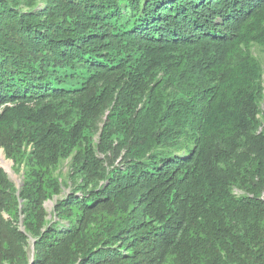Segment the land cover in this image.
<instances>
[{"label": "trees", "instance_id": "obj_1", "mask_svg": "<svg viewBox=\"0 0 264 264\" xmlns=\"http://www.w3.org/2000/svg\"><path fill=\"white\" fill-rule=\"evenodd\" d=\"M255 47L264 0H0V264H264Z\"/></svg>", "mask_w": 264, "mask_h": 264}, {"label": "rangeland", "instance_id": "obj_2", "mask_svg": "<svg viewBox=\"0 0 264 264\" xmlns=\"http://www.w3.org/2000/svg\"><path fill=\"white\" fill-rule=\"evenodd\" d=\"M21 7L24 10H27L29 8L26 5H22ZM254 53L262 61L264 60V53L259 47L254 48ZM105 119H106V116L103 117V120ZM103 124H104V121L99 124V130L100 128H102ZM99 130H96L95 128L90 129L88 134L93 142H98L99 134H100ZM30 150H31V146H22L21 150L16 151L15 155L17 159L15 160L13 158H10L7 155V152L4 147H0V155L3 153L5 157L7 158V160L11 162L9 167L3 165L2 163H0V167L7 173L10 181L13 182L17 195L23 187L25 169H26L25 161L23 160L22 162L21 160L25 158V156L27 155V153L30 152ZM23 153H24V156H23ZM180 153H183V151H181ZM99 155L102 156L101 154ZM71 164H72V155L68 158L62 159L60 163L54 166L51 170L53 176L58 177L62 183V192L60 194H54L51 198H48L45 201V207L48 212V219L51 221L56 220L55 206L57 204V201L61 198L66 197L72 190V185H71L72 180L70 178ZM67 182L70 184V186L68 187L64 184ZM235 193L239 195L240 191L236 189ZM4 214L6 218H9V215L6 212ZM33 246H34V240L30 239L29 244L26 247V251H27L29 258H32Z\"/></svg>", "mask_w": 264, "mask_h": 264}, {"label": "bare ground", "instance_id": "obj_3", "mask_svg": "<svg viewBox=\"0 0 264 264\" xmlns=\"http://www.w3.org/2000/svg\"><path fill=\"white\" fill-rule=\"evenodd\" d=\"M0 163H2L3 165L9 167L11 162L9 160H7V158L5 157V155L2 153L0 155Z\"/></svg>", "mask_w": 264, "mask_h": 264}, {"label": "water", "instance_id": "obj_4", "mask_svg": "<svg viewBox=\"0 0 264 264\" xmlns=\"http://www.w3.org/2000/svg\"><path fill=\"white\" fill-rule=\"evenodd\" d=\"M20 225H21V229L23 230V229H24L23 219H21ZM33 257H34V246H33V251H32L31 263H32V261H33Z\"/></svg>", "mask_w": 264, "mask_h": 264}]
</instances>
